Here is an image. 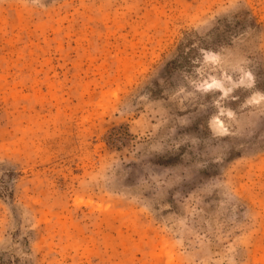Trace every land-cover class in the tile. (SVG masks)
<instances>
[{
    "label": "rangeland",
    "instance_id": "obj_1",
    "mask_svg": "<svg viewBox=\"0 0 264 264\" xmlns=\"http://www.w3.org/2000/svg\"><path fill=\"white\" fill-rule=\"evenodd\" d=\"M0 264H264V0H0Z\"/></svg>",
    "mask_w": 264,
    "mask_h": 264
}]
</instances>
